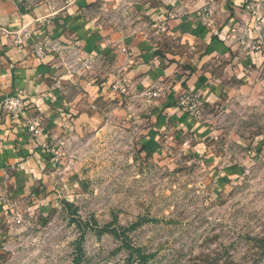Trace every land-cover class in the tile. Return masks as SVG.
Instances as JSON below:
<instances>
[{
	"label": "rangeland",
	"instance_id": "374dc122",
	"mask_svg": "<svg viewBox=\"0 0 264 264\" xmlns=\"http://www.w3.org/2000/svg\"><path fill=\"white\" fill-rule=\"evenodd\" d=\"M253 3L242 38L264 57V3ZM120 12L103 18L132 20ZM126 101L99 104L95 128L69 137L49 190L14 209L0 200V264H136V247L148 264H264V92L202 104L199 119L176 106L209 129L198 149L187 134L144 149L154 99Z\"/></svg>",
	"mask_w": 264,
	"mask_h": 264
},
{
	"label": "crops",
	"instance_id": "0c3cea01",
	"mask_svg": "<svg viewBox=\"0 0 264 264\" xmlns=\"http://www.w3.org/2000/svg\"><path fill=\"white\" fill-rule=\"evenodd\" d=\"M249 2L264 0H0V98L19 90L24 99L17 118L0 111V194L32 202L38 189H50L69 137L98 124L99 104L122 105L155 86L161 93L144 108L149 123L142 147L154 150L164 134H187L198 149L209 129L176 107L182 91L211 107L233 92H264L261 49L244 48L233 37L253 25ZM123 7L130 22L119 27L103 18ZM27 22L30 45L18 50L1 29ZM42 42L62 51L36 57L31 47ZM118 69L129 95L109 87ZM32 117L40 122L35 135L25 123ZM5 208L0 202V219Z\"/></svg>",
	"mask_w": 264,
	"mask_h": 264
},
{
	"label": "built area",
	"instance_id": "2783aa9c",
	"mask_svg": "<svg viewBox=\"0 0 264 264\" xmlns=\"http://www.w3.org/2000/svg\"><path fill=\"white\" fill-rule=\"evenodd\" d=\"M23 1V0H17ZM26 2V0H25ZM254 3L249 2L247 4V8H251L253 10ZM29 22L22 24L19 28L15 30H7L2 28L1 31L5 33H9L13 35L12 43L20 50L25 45L28 44L29 37ZM160 29L163 30L164 27L160 26ZM233 37L238 41V43L245 48L244 39L240 35H233ZM30 45V44H28ZM27 45V46H28ZM34 48L31 47V51L36 57H41L46 51H57L61 52L58 46L51 43H36L34 44ZM244 45V46H243ZM256 48L257 46H251ZM123 51L124 49L121 48ZM68 68L71 70V65L67 63ZM109 87L112 91L117 92L122 95H129L128 85L126 84V79L124 75L118 70L114 71L113 79L109 84ZM161 93V88L158 86L147 88L140 92V95H144L146 97L154 99L159 96ZM176 106L180 108L183 112L189 114L193 118H201L203 116L202 112V102L199 99V96L194 92L182 91L176 98ZM24 109V99L20 94V91L17 90L13 93L6 94L0 98V111L4 112L10 118H17ZM27 130L30 134L35 135L39 132L40 122L38 118H28L25 120ZM0 200L10 206L12 209L17 205L16 201L10 197H7L6 194H2Z\"/></svg>",
	"mask_w": 264,
	"mask_h": 264
},
{
	"label": "trees",
	"instance_id": "16d2710c",
	"mask_svg": "<svg viewBox=\"0 0 264 264\" xmlns=\"http://www.w3.org/2000/svg\"><path fill=\"white\" fill-rule=\"evenodd\" d=\"M78 250V248H77ZM133 251L132 252H129V254L127 255V258H128V262L130 261V258L133 257V255L136 257V264H148L147 263V258H148V255L147 254H143L139 248H134L132 249ZM76 260H78V258L76 257L75 258ZM75 260V264H77V261Z\"/></svg>",
	"mask_w": 264,
	"mask_h": 264
}]
</instances>
